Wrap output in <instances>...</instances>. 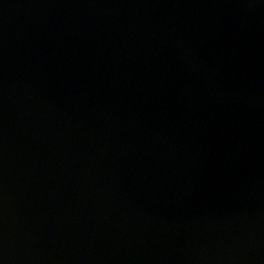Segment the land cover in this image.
Listing matches in <instances>:
<instances>
[{
  "label": "water",
  "instance_id": "95a60500",
  "mask_svg": "<svg viewBox=\"0 0 264 264\" xmlns=\"http://www.w3.org/2000/svg\"><path fill=\"white\" fill-rule=\"evenodd\" d=\"M0 264H264V0H0Z\"/></svg>",
  "mask_w": 264,
  "mask_h": 264
}]
</instances>
